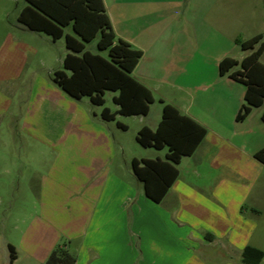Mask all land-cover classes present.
<instances>
[{"label": "crops", "instance_id": "crops-1", "mask_svg": "<svg viewBox=\"0 0 264 264\" xmlns=\"http://www.w3.org/2000/svg\"><path fill=\"white\" fill-rule=\"evenodd\" d=\"M103 1L117 37L142 51L133 76L155 98L147 115H131L139 121L136 131L156 129L164 104L170 103L202 124L206 135L177 164L179 175L165 197L152 200L132 163L134 158L164 159L168 148L141 144L144 148L128 150L111 128L115 122L118 130H129L119 119L122 114L106 120L104 108L96 110L90 97L74 98L54 81V72L62 68L54 65L58 56L50 49L51 37L18 20L28 1L0 0V130L16 108L20 145L50 155L58 145L70 151L65 187L52 172L42 175L38 153L27 158L26 184L0 187V205L18 189L21 214L6 236L8 252L3 258L0 252V264H46L59 245L60 223L78 226L67 234L75 264H122L129 252V223L133 230L137 223L146 226L148 264H247V246L264 252V162L256 157L264 148V104L238 119L246 85L231 73L242 70L241 61L264 43V0ZM259 34L263 37L254 48L242 47ZM69 52L66 48L58 57L60 64ZM226 58L239 63L221 73ZM260 60L264 63V52ZM118 109L116 104L111 112ZM77 133L82 152L72 154ZM14 141L0 136L5 179L19 165L4 152ZM122 156L130 170L115 164ZM59 157L49 156L50 165L59 166Z\"/></svg>", "mask_w": 264, "mask_h": 264}, {"label": "trees", "instance_id": "trees-1", "mask_svg": "<svg viewBox=\"0 0 264 264\" xmlns=\"http://www.w3.org/2000/svg\"><path fill=\"white\" fill-rule=\"evenodd\" d=\"M19 14V22L32 30L49 35L54 41L65 37L69 52L64 57V68L57 69L54 81L74 98L90 97L95 105L106 103L105 93L115 91L113 101L119 105L116 112L107 106L102 117L113 120L118 114L125 116L147 115L155 101L152 91L133 76V70L143 53L117 37L103 0H27ZM71 28L72 33L67 32ZM259 34L242 43L244 49L254 48L262 39ZM98 38L97 46L106 50L107 56L87 49V43ZM264 43L241 61L242 70L231 76L246 85V103L237 118H245L255 106L264 104V63L260 60ZM239 62L226 58L220 63L221 73H226ZM164 102V101H162ZM264 121V112L262 114ZM125 127V126H124ZM206 128L176 106L165 103L162 119L156 129L142 127L137 140L146 147H167L166 158H134L132 167L144 183L146 195L160 202L179 175L177 164L183 156L192 155L206 135ZM264 162V148L256 153ZM11 263L16 259L10 244ZM264 252L247 246L243 259L247 264H259ZM77 256L67 243L53 249L46 264H75Z\"/></svg>", "mask_w": 264, "mask_h": 264}, {"label": "rangeland", "instance_id": "rangeland-1", "mask_svg": "<svg viewBox=\"0 0 264 264\" xmlns=\"http://www.w3.org/2000/svg\"><path fill=\"white\" fill-rule=\"evenodd\" d=\"M9 20H11L12 23L16 22L15 13L10 16ZM66 30L72 32L71 28H67ZM97 41H98V38L94 39L91 42H88L87 49L91 50L92 52L100 53L104 56H107L108 52L106 50H100L97 46ZM66 48L67 47H66L65 37L60 38L56 42L52 41V38H51L50 49L54 52L56 56L59 57ZM58 57L54 61V65H56V67H60L63 69L64 66L60 64V62L58 61ZM115 94H117V92L115 91H111V90L106 91L105 93L106 103L104 105H94L95 106L94 108L99 111V109H101L102 107L104 108L105 106H107L111 108L112 110H114L116 107V104L113 101V95ZM87 98L88 96H84L85 100H87ZM16 110L17 109L15 108L14 111L6 115V117L2 120V122H4V127L2 126V129L0 130V136H12V138L15 140L14 144L10 145L9 149L6 147L8 150L6 149L4 150V152L7 154H10L11 159L14 160V164L15 165L19 164L18 166H20V169H18L17 168L18 166H16L15 167V169H17L16 174L14 176H8L6 177V179L0 176V187H2V185L7 184L8 182L12 186L13 185L17 186L18 183L23 185L25 182H27L29 177H24L22 174V171H24L25 174L28 173L27 165L29 163L27 161V158L29 157V154L38 153L37 150L36 152H31L28 146H22L19 144V141H18V137H19L18 115L19 113H18V110L17 112ZM153 114H154V111L151 116H153ZM119 119L128 123L130 125V128L129 130H125V129L118 130L116 127L113 126V124H116V123L115 122L111 123V128L113 129L115 136L118 139H121L126 143L128 150L134 151L136 148H144L137 140L138 132L136 131V129L139 124L137 117L121 115ZM74 137L75 139L76 138L78 139L80 137V134L77 133L74 135ZM0 147L2 146L0 145ZM82 147L83 145H82L81 140L78 139L77 141H74V146H73L74 150L71 151L72 154H79L80 152H82ZM67 149L68 147H66L65 145H58V146H55L54 149L52 150V155H50L49 152L47 153L42 150H40L39 151L40 153H38L41 156L38 164H39V168H40L42 175H47L52 172V174H55L57 179L61 180V183L64 182V185L61 184L62 185L61 187H65V177H68V173H69V172H66L67 171L66 165L68 164V162L67 163L65 162V160H67V155L70 154V151H68ZM57 155L60 156L59 157L61 159L60 163L61 162L62 163L59 166L53 167L52 165H50L49 156L56 157ZM124 158H125L124 156H122L121 158L119 157V159L116 158L115 164L120 162V164L123 165L124 170L126 171L130 170L131 166L130 164L126 165ZM10 164H11V161H10ZM22 165L25 167H22ZM63 191H65V189ZM19 195L20 193L17 189L15 190V192L10 194L11 199L8 202L5 201V203L0 205V237H1L0 252H1L2 258L4 254L8 252L6 236L8 237V235L10 234L9 230L12 228V223L14 222V220L17 221V219L21 216L20 210L18 208ZM63 195H65V193ZM77 228H78L77 225L71 226V225L61 224V223L59 225L57 224L58 234L60 235L59 244L68 243L69 239L67 237V234L75 233ZM141 232L143 235L141 234ZM146 233H147L146 226L143 224L137 223L134 230L132 229V225L130 223L127 225L126 235H128L127 245H129V248H128L129 252H127L126 256H124V260L122 261V264H129V263L130 264H148V261L151 262L152 257L149 253V249H148L149 247L147 248L146 246V243H147L145 240V236L147 235ZM141 235L144 237L143 244L140 238ZM142 250L144 252V255H143ZM131 260L132 262H130Z\"/></svg>", "mask_w": 264, "mask_h": 264}]
</instances>
